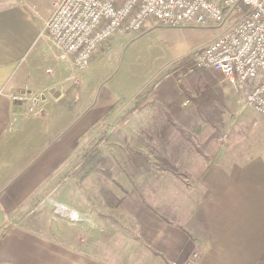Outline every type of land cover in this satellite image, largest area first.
<instances>
[{
	"label": "crops",
	"instance_id": "1",
	"mask_svg": "<svg viewBox=\"0 0 264 264\" xmlns=\"http://www.w3.org/2000/svg\"><path fill=\"white\" fill-rule=\"evenodd\" d=\"M52 11L53 0H0V264H184L196 253L195 264H264V116L250 107L254 117L244 135L221 144L200 178L190 174L192 183L153 174L150 193L141 188L145 173L134 170L139 185L121 195L111 191L121 201L111 205L112 215L94 218L89 241L62 230L57 220L65 217L56 205V220L44 226L50 217L41 208L35 215V208L62 195L68 176L79 170L90 130L126 109L152 82L149 95L162 105L181 93L176 71L122 72L121 65L103 75L118 51L124 60L133 55L127 37L139 33L115 34L101 44L88 68L98 66L101 78L82 77L88 69L77 72L71 60L61 59L44 31ZM160 26L151 20L144 30L168 29ZM219 73L213 71L226 95H236ZM119 80L127 84L121 88ZM26 90L41 95L42 114L14 99ZM244 138L251 150L227 151Z\"/></svg>",
	"mask_w": 264,
	"mask_h": 264
},
{
	"label": "built area",
	"instance_id": "2",
	"mask_svg": "<svg viewBox=\"0 0 264 264\" xmlns=\"http://www.w3.org/2000/svg\"><path fill=\"white\" fill-rule=\"evenodd\" d=\"M151 20L167 28L227 24L192 53L190 71L220 72L244 96L245 105L264 116V0H53L44 31L61 57L82 72L101 44L115 34L142 32ZM26 92L14 99L27 100L30 113L42 114L41 95ZM56 212L74 221L80 218L78 211L60 203ZM197 256L184 264H195Z\"/></svg>",
	"mask_w": 264,
	"mask_h": 264
},
{
	"label": "rangeland",
	"instance_id": "3",
	"mask_svg": "<svg viewBox=\"0 0 264 264\" xmlns=\"http://www.w3.org/2000/svg\"><path fill=\"white\" fill-rule=\"evenodd\" d=\"M227 26V24L213 26H186L152 32H149L150 30L147 31L148 29L143 30L142 32H139L140 35L143 34L139 37L132 35L127 37L128 39H132L134 41V48L132 49V52L130 51V54L132 53L133 55H129L130 57H127L124 60L121 50L118 51L115 56L110 58V65L106 64L103 75H109L121 65L123 70L122 72L136 71L141 74L149 73L150 75H165L167 73L173 72L183 58L191 57L194 51L208 44L210 39L215 38L220 33H222L224 29L227 28ZM57 54L59 57H61L59 52ZM93 63L94 60L92 61L91 65H94ZM211 72L213 73V71ZM174 74L176 75L177 73ZM80 75L82 77H84V75L93 76V83L94 76L97 80L102 76L98 66L95 67V71L94 68L90 71L88 69L87 71L80 73ZM114 82L116 83V81ZM125 83L127 84L126 80H119V86L121 88L125 86ZM150 84L152 85L153 82ZM151 85L142 91L143 95L144 93L150 91ZM90 89L94 90V84L91 85ZM26 91L22 92V94L24 93L23 95H25ZM229 91L231 94H233L232 90ZM26 94L29 95L28 92H26ZM137 98L138 97L136 96L134 100L129 101L130 103L128 101L124 102L129 103L130 105L124 110L122 108L119 114L107 119L105 118L102 123L96 125L88 132L84 146L82 147V157L80 160H77V163L79 162L81 165L84 157L88 153L100 151L103 157H106V159L102 163L96 164L95 167L109 168L113 177L111 175V178L105 180L103 175L97 176L94 171V165H87L86 168L68 176V179L65 182L66 186L62 191V195L58 194L54 197H51L49 205L35 208V215L36 211H39L37 209L41 208V210L45 212L46 218L48 219V217H50L49 223H46L44 226L48 227V225H51V220H56V216L53 212L54 206L63 202L77 207L79 210H81V214L79 213L80 218L77 221L72 222L70 217L66 215H63L65 217L64 219H59V221L57 220V222L62 223V230L67 234L78 231L80 232L79 236L81 238H83L85 241H89V239L94 235V218L96 217L98 219V215L100 214H105L107 216L110 214L112 215L113 211L111 204L107 201V198L104 195L103 188L101 186L102 182H105L106 189H108L110 192L116 190L118 191L117 194L120 195L123 194L124 190H127L128 187L131 188L139 185L140 182L138 181L139 179L137 177L140 175H133L134 169L131 170L130 168H127V170L124 169L125 171L121 170L124 168V166L126 167V156L129 155L127 149L130 145H132L133 148L138 147L141 149L143 153L148 155V157L152 160L151 162H155V156L152 155L150 149L146 147L147 144L145 145L141 142V139H145V135L148 131H150L149 127L152 125L150 120L153 107L150 106V103H146L139 110H133ZM229 99L231 102V109L230 113L227 114L226 117L227 133H230L231 135L233 133L244 132L246 131L250 120L254 117L252 114V112L254 113V110H249V108L245 105L244 96L240 92H237L236 95L234 94L230 96ZM18 101L20 103L26 102V104H28L27 100ZM107 121L111 122L110 126L108 127L106 124ZM137 137H139L138 141H140L138 143H136L134 140L135 138L137 139ZM251 147L252 144L250 140L244 138L240 143L228 148L227 151H234L235 153L237 150L240 151V148H242V150H249L250 148L251 150ZM137 161L139 163H143L142 160L140 161V159ZM153 168L154 166L151 167V169ZM144 173L147 180L145 181V186H141V188L146 192L148 190L150 193H152V189L154 188L153 186L151 187L148 185V183L151 182L152 185H154V181H152L154 177L153 174H157V172L156 170H152L150 174H146L145 171ZM173 175L175 174L166 177L168 179V183H176V180L181 182V180L186 179L185 176L174 177ZM188 178L189 179L186 180V182L192 183V177L188 176ZM180 182L178 183L181 184ZM165 190L166 189L161 188L160 191ZM108 234L109 232L104 230L102 237L106 238Z\"/></svg>",
	"mask_w": 264,
	"mask_h": 264
},
{
	"label": "trees",
	"instance_id": "4",
	"mask_svg": "<svg viewBox=\"0 0 264 264\" xmlns=\"http://www.w3.org/2000/svg\"><path fill=\"white\" fill-rule=\"evenodd\" d=\"M192 67L191 57L183 58L176 67L181 93L168 105L156 102L150 97V91L144 95L138 94L133 110H139L146 103L153 107L150 131L147 130L146 138L141 142L147 144L146 147L155 156V162H151L141 149L130 145L126 168L139 173L145 171L146 174L156 170L158 176L171 173L186 178L192 174L200 178L221 144H229L244 135L245 131L231 135L227 133L226 117L230 113L231 102L217 77L206 69L190 71ZM134 140L140 142L139 137ZM98 152L88 153L79 170L94 165L95 174L103 175L107 180L111 178L110 169L95 167L106 159ZM138 159L143 163H139ZM101 186L107 201L117 206L121 199L106 189L105 182Z\"/></svg>",
	"mask_w": 264,
	"mask_h": 264
},
{
	"label": "water",
	"instance_id": "5",
	"mask_svg": "<svg viewBox=\"0 0 264 264\" xmlns=\"http://www.w3.org/2000/svg\"><path fill=\"white\" fill-rule=\"evenodd\" d=\"M54 91H55V89H52V92H54ZM55 95L58 96V93H55Z\"/></svg>",
	"mask_w": 264,
	"mask_h": 264
}]
</instances>
